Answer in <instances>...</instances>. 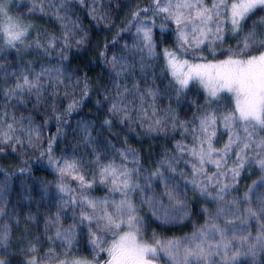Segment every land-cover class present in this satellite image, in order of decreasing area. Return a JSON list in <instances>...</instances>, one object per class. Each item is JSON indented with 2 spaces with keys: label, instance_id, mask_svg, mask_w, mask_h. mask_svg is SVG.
I'll use <instances>...</instances> for the list:
<instances>
[{
  "label": "trees",
  "instance_id": "trees-1",
  "mask_svg": "<svg viewBox=\"0 0 264 264\" xmlns=\"http://www.w3.org/2000/svg\"><path fill=\"white\" fill-rule=\"evenodd\" d=\"M6 6L9 16L30 27L22 42L14 47L6 43L0 30L3 264H28L30 260L37 263L57 240V227L67 230L70 226H74L76 235L67 248L69 256L88 260L96 256L100 264L107 259L106 253L93 251L88 229L78 220L79 204L63 203L70 196L79 195L77 191L66 195L59 190L61 183L68 189L79 188L77 181L62 177L57 171L65 160L79 162L80 172L88 180L98 172L95 161L99 157L103 164L113 163L132 171L134 181L141 187L150 184L153 192L158 193L157 202L164 212L160 215L155 206L144 202L135 204L141 218V237L146 242H152L154 236L161 242L191 237L221 209L239 211L244 217L246 208L264 207V170L256 163L261 158L256 151L241 153L233 146L219 161V168L205 163L203 172L193 171L194 161L186 149L193 146V129L195 135H200L198 118L212 111L222 114L233 104L230 99L219 108L217 102L206 104L207 94L195 83L179 95L176 93L163 60V50L175 47L171 22H163L165 31L149 24L156 44L155 55L149 58L139 52L141 38L136 28L139 22L147 24V17L153 12H141L135 21L132 13L151 9L152 0H6ZM2 19L0 25H5ZM249 32L264 38V8L251 12L236 34L226 24L223 42L215 46V56L206 45L195 49V55L213 63L225 59L230 49L238 50ZM113 57L117 58L115 67ZM186 59L205 62L194 59L191 52ZM118 71L120 75H116ZM38 75L39 92L25 88L9 95L25 76L31 81ZM113 103L118 104L115 112L110 111ZM239 135L243 139L245 133L239 130ZM259 136H264V132ZM228 138L223 125L218 123L213 139L214 156L220 155ZM178 144L186 149L178 148ZM238 154L245 160L243 167L237 161ZM50 160L60 163L54 165ZM157 170L164 180L152 175ZM233 170L239 175L233 176ZM224 185L228 188L220 193ZM170 186L177 189L174 192L179 198L178 206L170 201L165 203L162 198V187ZM88 191L92 197L109 195L99 183ZM219 195L224 199L220 200ZM115 198L120 197L117 194ZM58 213L57 225L54 221ZM224 216L235 219L225 211L214 222L223 226ZM247 219V224L238 227V234L250 233L255 237L264 220ZM235 223L239 226L240 220ZM112 239L110 234L106 235L105 246ZM58 241L63 247V241ZM38 242L39 246L32 251ZM234 243L239 245L238 240ZM157 255V263L153 264H172L163 252ZM214 259L219 262L221 258ZM236 264H264V251L241 256Z\"/></svg>",
  "mask_w": 264,
  "mask_h": 264
},
{
  "label": "snow or ice",
  "instance_id": "snow-or-ice-1",
  "mask_svg": "<svg viewBox=\"0 0 264 264\" xmlns=\"http://www.w3.org/2000/svg\"><path fill=\"white\" fill-rule=\"evenodd\" d=\"M152 2L151 9L144 8L133 12V20L135 21L141 12L152 11L154 16L164 13L163 20L175 25L173 30L175 47L165 48L163 56L175 82L176 93L179 95L188 88L190 82L196 81L206 91V104L217 102L219 108L226 99L233 102V107L222 114L217 115L216 111L206 112L198 118L200 135H195L196 130L193 129L194 143L190 149L179 144L177 147L186 149L193 158L194 172H203L205 163H214L219 168V161L232 151L233 146L239 148L241 153L245 150L256 151L257 156L261 157L256 163L264 170V155H261L264 153V136H259L260 132H264V38L249 32L243 37L238 50L230 49L225 59L214 63L207 61L205 57H197L194 51L206 45L215 56V46L224 39L225 25L230 24L232 33L236 34L241 30V22L251 12L257 8H264V0H211L210 4L206 0H163V2L152 0ZM0 17L6 20L5 25H0L6 43L14 47L17 42H22L30 26L22 25L17 18L8 15L6 0H0ZM154 24L153 20L152 26ZM152 26L139 22L136 28L137 35L141 38L138 50L146 53L149 58L155 55L156 48ZM190 52L194 59H202L205 62L195 63L183 58ZM116 59L113 57L114 67ZM116 75H120V72L118 71ZM40 87L39 75L31 81L25 76L23 83L17 84L9 95H14L25 88L29 91L36 89L39 92ZM149 95L154 93L149 92ZM117 110L118 104L113 103L110 111ZM105 123L111 122L105 121ZM218 123L223 125L229 138L224 148L220 150V155L216 157L213 155L216 152L213 139L216 136ZM180 126L187 130L184 123ZM9 127L11 128V125ZM239 130L245 133L243 139L239 135ZM237 161L241 167L244 166L245 160L239 154ZM50 162L54 165L60 163L54 160ZM95 163L98 165V172L93 173L91 180L81 174L77 161L65 160L57 171L62 177L70 176L78 182V189H68L63 183L59 185V190L66 195L70 191L79 193L78 196H70L69 200L63 203L73 206L79 204V223L87 227L89 243L93 246V251L97 254L106 253L107 259L104 264H153L154 260L158 259V252L165 253L172 264H236L241 256H255L257 251H264V224H261L255 237L250 233L238 234V227L247 224V218L256 217L264 220V207L257 210L248 207L245 209L244 217L239 211L221 209L215 218H210V221L193 232L191 237L161 242L154 236L152 242L144 241L141 237V218L132 199V193L138 189L143 191V188L134 181L132 171L113 163L103 164L99 157L96 158ZM169 168H172L171 164ZM152 175L161 180L165 179L159 170ZM237 175L239 172L233 170V176ZM96 183L104 186L109 195L103 198L92 197L88 190ZM148 186L150 187V184ZM226 188L228 185H224L220 193ZM117 194L119 200L115 198ZM163 195L170 199L175 198L169 190H165ZM219 199L223 200L224 196L219 195ZM143 202L152 203V200L149 198ZM225 211L235 219L224 216L223 226L214 222ZM236 219L240 220L239 226L235 223ZM54 223L59 224V213ZM108 234L113 239L105 246V236ZM75 235L74 226H70L67 230L57 227L55 239L65 242L70 248ZM6 238L5 236L4 239ZM237 240L239 245L234 243ZM32 251H35V247ZM49 252L51 255L46 257L44 264H100L96 256L91 261L84 257L68 261L57 256L54 248H50ZM63 255L67 256L68 252L65 251ZM217 256L221 258L219 262L214 259ZM0 264H3V261H0ZM28 264H36V261L30 260Z\"/></svg>",
  "mask_w": 264,
  "mask_h": 264
},
{
  "label": "rangeland",
  "instance_id": "rangeland-1",
  "mask_svg": "<svg viewBox=\"0 0 264 264\" xmlns=\"http://www.w3.org/2000/svg\"><path fill=\"white\" fill-rule=\"evenodd\" d=\"M206 2L207 3H211V0H206ZM165 14L164 13H161V14H159L158 16H154L153 14L152 15H150V16H148L147 17V24H151L152 25V21L154 20L155 21V24H154V27H156L157 29H159V30H161V31H165L166 30V27H165V24H163V22H165L164 20H163V16H164ZM4 19H2L1 21H3ZM168 22H170V21H168ZM3 23H6V20L3 22ZM173 24V23H172ZM260 25V27H261V24H259ZM173 26H174V28H175V25L173 24ZM229 26H231L230 24H229ZM3 38H4V40H6V37H4L3 36ZM183 58H185L186 59V56L185 57H183ZM163 60H164V63H165V65H166V61H165V58H164V56H163ZM189 61L190 62H192L190 59H189ZM195 63H203V62H195ZM166 68H167V66H166ZM167 72H168V74H169V77H170V79H171V81L175 84V82H174V80H173V78H172V76H171V73H170V71L168 70V68H167ZM191 83H195L199 88H201L205 93H206V91H205V89L203 88V86L202 85H200L198 82H196V81H193V82H190V84ZM232 104H233V102H232ZM143 188V191H141V190H137L134 194H135V197L132 195V199L133 200H136L135 202H133L134 204H136L137 206H139V205H141L142 203H143V201L144 200H147V199H149V198H151V200H152V203H147V205L148 206H155L157 209H158V211H157V213L158 214H162L163 212H164V208L157 202L158 201V199L156 198V196L158 195V193H155V191L153 192V190L148 186V187H142ZM163 189L160 191L161 192V195H162V198H163V200H165V203H169V201L170 202H172L175 206H178V202H179V198L177 197V193L176 192H174V191H177V189L176 188H174V187H162ZM165 190H169V191H171L172 193H173V197H175V198H173V199H170L168 196H166V195H163V193L165 192ZM133 194V193H132ZM94 198H103L102 196H95ZM120 199V198H119ZM141 199H143V200H141ZM160 201V200H159ZM177 210H178V208H177ZM64 214V213H63ZM57 227V226H56ZM61 243L62 242H59L58 240H54L53 242H52V244H51V247L50 248H54L55 249V252H56V255L57 256H60L62 259H65V260H68V261H71L72 259H74V257L73 256H69V255H67V256H64L63 255V253H64V251H68L67 250V248H68V245L65 243V242H63V247H60L61 246ZM2 244V242L0 241V245ZM37 246H39V242L37 243V245H34L33 247H35V248H37ZM33 249V248H32ZM165 254V253H164ZM48 255H51V253L50 252H47V251H44V253L39 257V259H38V262L36 263V264H44V261H45V259H46V257L48 256ZM166 255V254H165ZM167 259H169V257L167 256L166 257ZM88 259V258H87ZM91 261V260H90ZM154 262H156L157 263V261H155L154 260Z\"/></svg>",
  "mask_w": 264,
  "mask_h": 264
}]
</instances>
